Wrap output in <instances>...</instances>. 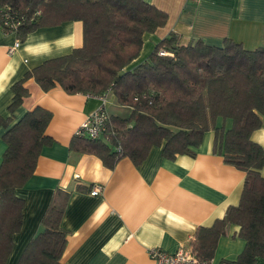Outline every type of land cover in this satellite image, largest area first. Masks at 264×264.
Masks as SVG:
<instances>
[{
    "label": "trees",
    "instance_id": "obj_1",
    "mask_svg": "<svg viewBox=\"0 0 264 264\" xmlns=\"http://www.w3.org/2000/svg\"><path fill=\"white\" fill-rule=\"evenodd\" d=\"M0 10L20 23L19 40L45 26L81 21L83 42L71 52L46 59L12 85L10 115L0 116L6 128V149L0 165V264H6L14 236L23 224L24 199L16 194L33 175L38 157L54 142L46 129L52 112L42 106L15 120L14 111L34 78L43 90L55 86L67 93L111 94L131 109L110 113L107 131L98 138L74 135L70 150L98 156L109 168L123 157L140 165L153 147L175 159L195 156L205 134L215 132L213 150L245 171L238 204L211 226H200L190 243L205 264H211L220 238L231 224L246 244L235 259L219 264H256L264 259V147L252 138L264 114V40L247 49L231 38L221 45L202 39L180 43L170 32L145 59L135 62L145 33L168 22L169 15L146 0H0ZM70 191L57 188L39 232L17 264H64L68 231L62 225Z\"/></svg>",
    "mask_w": 264,
    "mask_h": 264
},
{
    "label": "crops",
    "instance_id": "obj_2",
    "mask_svg": "<svg viewBox=\"0 0 264 264\" xmlns=\"http://www.w3.org/2000/svg\"><path fill=\"white\" fill-rule=\"evenodd\" d=\"M165 10L168 22L153 33H145L135 62L146 58L155 44L174 31L180 43L202 39L221 45L225 38L255 49L264 40V0H146ZM0 25V116L10 115L12 85L45 61L82 45L83 24L67 21L30 32L18 49L8 53L17 40ZM29 94L14 111L15 120L36 106L52 112L46 129L54 142L43 147L33 175L16 194L24 199L23 224L14 236L6 264H17L26 246L41 228L42 218L56 189L70 191L61 225L68 231L62 255L64 264H155L149 249L175 252L191 244L200 226H211L238 204L246 173L213 150L215 132L208 131L195 156L180 154L175 159L153 147L140 165L129 157L114 168L94 154L70 150V142L81 123L101 104L88 93H67L55 86L45 91L34 78L25 83ZM108 110L119 113L125 106L108 94ZM125 115L131 111L129 107ZM262 126L252 138L264 147ZM0 125V165L6 149ZM264 173V169H263ZM100 186L98 194H92ZM240 227L231 224L218 242L211 264L235 259L244 249ZM256 264H264L259 259Z\"/></svg>",
    "mask_w": 264,
    "mask_h": 264
},
{
    "label": "built area",
    "instance_id": "obj_3",
    "mask_svg": "<svg viewBox=\"0 0 264 264\" xmlns=\"http://www.w3.org/2000/svg\"><path fill=\"white\" fill-rule=\"evenodd\" d=\"M19 23V19H13L8 12L0 10V25L6 33H13ZM20 44L21 41L17 39L13 45L8 47V53H14ZM97 97H99L101 104L81 123L75 135L98 138L107 131L110 121V112L107 107L108 94L98 95ZM100 191L101 187L95 186L91 193L98 194ZM149 255L154 259L155 264H205L196 255L191 244L180 245L175 252L152 247L149 249Z\"/></svg>",
    "mask_w": 264,
    "mask_h": 264
},
{
    "label": "rangeland",
    "instance_id": "obj_4",
    "mask_svg": "<svg viewBox=\"0 0 264 264\" xmlns=\"http://www.w3.org/2000/svg\"><path fill=\"white\" fill-rule=\"evenodd\" d=\"M127 111H128V108L124 107V108H122V110H119L118 112L125 115L127 113Z\"/></svg>",
    "mask_w": 264,
    "mask_h": 264
}]
</instances>
